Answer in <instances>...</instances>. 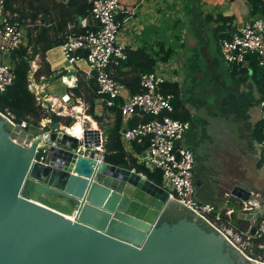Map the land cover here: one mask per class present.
<instances>
[{
    "label": "water",
    "instance_id": "95a60500",
    "mask_svg": "<svg viewBox=\"0 0 264 264\" xmlns=\"http://www.w3.org/2000/svg\"><path fill=\"white\" fill-rule=\"evenodd\" d=\"M61 126L31 140L0 114V264H264L147 176L99 151L79 156V140H63ZM100 135L86 130L81 144L93 148ZM228 202L254 236L264 203L244 185ZM175 206L185 214L170 221Z\"/></svg>",
    "mask_w": 264,
    "mask_h": 264
},
{
    "label": "crops",
    "instance_id": "0c3cea01",
    "mask_svg": "<svg viewBox=\"0 0 264 264\" xmlns=\"http://www.w3.org/2000/svg\"><path fill=\"white\" fill-rule=\"evenodd\" d=\"M56 1L66 4L69 0ZM127 3L130 10L122 20L119 44L125 50L145 48L158 52L164 46L173 51L168 62L158 65L167 82L179 85L182 107L189 114L191 126L181 148L195 156L196 199L214 205L224 214L234 211L231 217H227L226 227L248 230L250 225L239 218L240 211L231 206L228 196L233 187L244 185L259 197L261 204L264 203V158L257 135L258 126L263 121L260 103L264 89L251 63L244 69H235L223 61L218 29L225 24L224 19L229 20L226 27L234 31L260 15H252L246 0H127ZM45 17L50 22L55 13ZM72 29L73 25H70L68 31ZM55 36L60 39L62 33ZM57 50L61 53L57 54ZM63 59L61 46L51 49L47 60L55 76L51 81L42 78L38 82L34 78L40 67L37 58L32 63L30 90L36 97L55 104L62 117L73 118L74 124L80 120L84 127L85 121L93 119L87 113L89 104L83 98H75L73 90L78 88V78L82 79L85 90L87 85L89 87L93 80L91 69L81 61L73 70H68L63 66ZM171 66L173 70L167 71ZM64 77L70 81L77 78V86L66 85ZM66 93L72 96V101L64 106L60 99ZM104 106L100 99L96 100L95 113L98 117H108L106 122H111L113 116L105 111ZM48 124L49 121L44 120L41 125ZM39 130L41 133L35 136L28 134L30 130L20 132L32 140L45 134L41 128ZM123 144L135 157L133 146ZM256 223L258 225L260 221Z\"/></svg>",
    "mask_w": 264,
    "mask_h": 264
},
{
    "label": "built area",
    "instance_id": "2783aa9c",
    "mask_svg": "<svg viewBox=\"0 0 264 264\" xmlns=\"http://www.w3.org/2000/svg\"><path fill=\"white\" fill-rule=\"evenodd\" d=\"M6 1L0 0V95L6 93L15 83L14 54L28 43L27 28L7 10ZM85 1L91 6L90 15L93 23L90 24L85 20L82 26L94 27V29H89L82 35L72 34L61 45L62 55L70 67L69 70H73L79 62L85 61L91 69L92 76L95 75L97 92L103 104L113 107L116 100H122L119 106L124 122L121 130L122 141L127 145L133 143L143 145L148 142L145 151L134 152L135 157L138 164L153 171H162L163 185L160 187L168 192L169 199L176 198L185 207L196 212L209 227L222 233L246 257L264 263L263 254L251 251L253 247L264 249V242L255 245L257 241H264V215L253 236L249 229L243 231L226 227L227 223H223V218L231 217L234 211L224 214L214 205L201 203L196 199L195 156L191 151L181 148V142L189 131L191 123L171 117L175 110L174 97L161 92V86L167 80L159 68V63L152 73L142 76L143 92L139 94H131L123 84L112 77L109 69L127 60L126 50L118 42L122 28L119 18L127 13L122 0ZM220 51L223 61L237 69L249 67L251 58L256 57L258 67L264 72V16H259L236 28L229 39L221 42ZM80 53H85L86 56ZM63 81L70 87H75L78 83L77 78L71 79L72 85L67 77H64ZM37 100L45 108L50 107L53 113L61 116L62 112L55 104L47 102L46 99L42 100L39 96ZM60 100L64 106H67L71 103L72 96L66 93ZM260 109L264 120V98L260 103ZM143 113L152 116L153 119L135 127L127 124L133 117ZM0 114L13 128L28 130L30 127L27 122L17 123L16 116L9 111ZM48 121L50 125L52 122ZM64 128L67 135L70 134L69 128L74 129L73 126ZM90 129L92 128L82 126V136L75 137L79 140L75 152L79 156L86 157L89 151H99L103 157L105 138L102 132L99 138L93 137L92 141L95 145L93 148L88 149L81 144L85 131ZM71 136L76 135L71 134ZM259 150L264 158V140L259 143Z\"/></svg>",
    "mask_w": 264,
    "mask_h": 264
},
{
    "label": "trees",
    "instance_id": "16d2710c",
    "mask_svg": "<svg viewBox=\"0 0 264 264\" xmlns=\"http://www.w3.org/2000/svg\"><path fill=\"white\" fill-rule=\"evenodd\" d=\"M251 6L252 15L264 16V2L262 0H246ZM126 6L127 13L130 6L127 0H122ZM7 10L16 16L22 26L27 28L28 43L14 54V64L16 69L15 83L9 90L0 95V112H11L16 116L17 123L27 122L29 126L41 128L44 120H51V124L45 128V131L50 130V126L54 123H61L66 127L72 126L75 122L71 117L58 116L49 108H45L30 90V75L32 73V63L39 59L40 67L34 73L36 81L41 82L53 80L55 73L47 60V53L56 47L63 45L70 35H82L87 30L94 27H81L83 20L87 19L90 24L91 6L85 0H69L68 3H58L56 0H7ZM55 13V18L49 22L45 16ZM44 14V19L41 17ZM119 20L122 22L123 17ZM228 19H224L225 24L218 29L220 36L218 39L222 42L229 39L233 30L226 27ZM73 25L72 31H68V27ZM55 33V34H54ZM62 33V37L57 39L55 35ZM127 60L122 61L119 66L111 67L109 70L112 77L119 83L123 84L131 94H139L143 92L141 87V79L145 74L152 73L157 64L160 62H168L172 58V49L160 48L158 52H150L148 49L141 48L138 50H126ZM86 56L85 53H80ZM251 65L255 70V76H259L262 80L261 88L264 89V72L258 67L256 57L251 58ZM235 69H237L235 67ZM94 75V74H93ZM78 88L73 90L75 98H83L89 104L88 115L91 116L101 127L105 138L103 160L105 163L141 173L155 183L157 186L163 185V173L160 170H151L144 165H140L133 154L128 152L121 138V130L123 126V117L119 106L122 100H116L115 106L105 107V111L110 113L111 122H106L108 117H98L95 113V102L100 99L97 92L95 75L90 85L85 90L82 86V79L78 78ZM161 92L164 95H172L174 112L171 117L180 121H188L189 114L182 107L180 101V87L176 83L166 82L161 86ZM107 116V115H106ZM153 119L152 116L143 113L140 116H135L129 121L130 127H135L139 124L147 123ZM264 131V120L259 124L257 135L259 140H264L262 133ZM133 150L136 153H141L148 148V142L143 145L133 143ZM185 214L184 209L175 206L167 215L170 221H177ZM190 218H193L190 215ZM227 217L223 218V223H227ZM261 221V220H259ZM204 225V224H203ZM206 226V225H205ZM243 230V229H240ZM262 241L256 243L261 244Z\"/></svg>",
    "mask_w": 264,
    "mask_h": 264
},
{
    "label": "bare ground",
    "instance_id": "6f19581e",
    "mask_svg": "<svg viewBox=\"0 0 264 264\" xmlns=\"http://www.w3.org/2000/svg\"><path fill=\"white\" fill-rule=\"evenodd\" d=\"M72 84V83H71ZM76 111H79V112H82V109H77ZM79 119V118H78ZM87 119V118H86ZM78 121V120H77ZM89 122H90V124L92 125V128L94 129V130H98L99 128H98V124H97V122L96 121H94L93 119L91 120V119H89L88 120ZM82 122H80V120L78 121V123H76V124H74L73 125V128L74 129H71V128H69V132H70V134L67 136V134L65 133V135H63L62 136V139L63 140H69L70 139V137H78L79 135V137H81L82 136V124H81ZM71 134H74V135H76V136H71ZM264 255V254H263Z\"/></svg>",
    "mask_w": 264,
    "mask_h": 264
},
{
    "label": "rangeland",
    "instance_id": "374dc122",
    "mask_svg": "<svg viewBox=\"0 0 264 264\" xmlns=\"http://www.w3.org/2000/svg\"><path fill=\"white\" fill-rule=\"evenodd\" d=\"M58 53H61V51H58V50H57V54H58ZM63 62H64L63 66L66 67V68L69 70V68H68V64H67L66 60L63 59ZM33 65H34V64H33ZM160 67H161V66H160ZM163 68H164V67H163ZM172 68H173V67L171 66V67H169V69H166V70H167V71H169V70L172 71V70H173ZM172 76H173V75H172ZM39 91H41V90H39ZM43 99H44V98H42V100H43ZM82 117H83V116H82ZM41 126H42V125H41ZM64 127H65V126H64ZM70 127H71V126H70ZM85 127H91L90 122L85 121ZM99 127H100V126H99ZM100 128H101V127H100ZM100 128H99V130L102 131ZM39 129H40V128H34V127L30 126L29 129H28L27 131L30 130V131L28 132V134H29V135H32V136H35V134H39V133H41ZM41 129H42V132H45V128L41 127ZM19 131H20V130H19ZM36 132H37V133H36Z\"/></svg>",
    "mask_w": 264,
    "mask_h": 264
}]
</instances>
